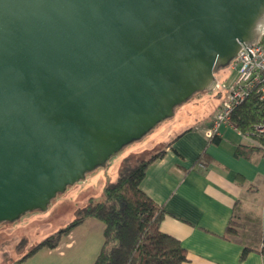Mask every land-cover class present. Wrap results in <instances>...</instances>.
Returning <instances> with one entry per match:
<instances>
[{"label":"water","instance_id":"95a60500","mask_svg":"<svg viewBox=\"0 0 264 264\" xmlns=\"http://www.w3.org/2000/svg\"><path fill=\"white\" fill-rule=\"evenodd\" d=\"M263 32L264 0H0V222L212 92Z\"/></svg>","mask_w":264,"mask_h":264},{"label":"crops","instance_id":"0c3cea01","mask_svg":"<svg viewBox=\"0 0 264 264\" xmlns=\"http://www.w3.org/2000/svg\"><path fill=\"white\" fill-rule=\"evenodd\" d=\"M203 99L208 104V96ZM219 105L220 100L209 114L207 108L165 142V153L148 166L142 188L164 209L162 231L187 249L184 264H264L258 251L241 259L244 245L258 246L264 234V149H255L232 124L221 126L217 140L206 137ZM235 212L258 221L256 237L252 230L243 237L225 238ZM70 237L61 244L70 246Z\"/></svg>","mask_w":264,"mask_h":264},{"label":"rangeland","instance_id":"374dc122","mask_svg":"<svg viewBox=\"0 0 264 264\" xmlns=\"http://www.w3.org/2000/svg\"><path fill=\"white\" fill-rule=\"evenodd\" d=\"M235 74L231 64L220 72L216 79L230 80ZM208 96V104L204 97ZM220 100L215 90L197 92L177 106L175 113L160 121L142 138L127 143L106 165H99L86 172L85 177L68 185L58 192L48 203L46 209L34 208L22 213L14 220L0 222V264H91L97 250L103 244V222L97 218L77 225L70 232V246L61 244L54 249L40 248L24 257L35 245L60 228L66 227L75 219V211L91 198L102 200L105 185L117 178L121 165L126 158L137 160L148 158L165 146L199 118L208 108V114L214 104ZM253 140V139H252ZM238 223H242V236L252 232L256 237L258 223L256 219L238 214ZM60 250L64 252L61 253ZM24 257V258H23ZM21 259V260H20Z\"/></svg>","mask_w":264,"mask_h":264},{"label":"trees","instance_id":"16d2710c","mask_svg":"<svg viewBox=\"0 0 264 264\" xmlns=\"http://www.w3.org/2000/svg\"><path fill=\"white\" fill-rule=\"evenodd\" d=\"M263 119L261 105L254 97L237 107L232 116L234 124L243 132ZM254 148L262 150L257 145ZM164 153L162 149L148 158L135 161L126 158L117 178L105 185L102 200L91 198L75 211L73 221L47 236L24 257L40 248L58 247L77 225L97 218L104 225L103 244L92 264H184L188 260L187 249L177 237L162 231L164 209L142 188L148 166ZM237 217L235 212L226 227L225 238L243 237L240 229L243 224L237 222ZM252 251L264 255V234L258 246L244 245L241 259H246Z\"/></svg>","mask_w":264,"mask_h":264},{"label":"built area","instance_id":"2783aa9c","mask_svg":"<svg viewBox=\"0 0 264 264\" xmlns=\"http://www.w3.org/2000/svg\"><path fill=\"white\" fill-rule=\"evenodd\" d=\"M247 48L252 52V58ZM231 67L235 70L232 79H217L214 90L220 98V105L213 113L204 133L206 137L212 139L222 135L220 129L222 125L232 124L254 145L264 149V119L254 123L252 129L247 132L238 128L232 120L237 107L251 97L261 105L264 118V32L257 41L241 44V49L231 62ZM200 166L203 164L201 163Z\"/></svg>","mask_w":264,"mask_h":264}]
</instances>
